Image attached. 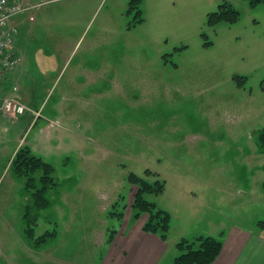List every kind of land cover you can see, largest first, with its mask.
Segmentation results:
<instances>
[{
    "label": "rangeland",
    "instance_id": "1",
    "mask_svg": "<svg viewBox=\"0 0 264 264\" xmlns=\"http://www.w3.org/2000/svg\"><path fill=\"white\" fill-rule=\"evenodd\" d=\"M130 2L31 0L13 19L23 61L0 83V264H100L111 231L136 221L131 173L165 184L147 199L171 215L177 243L224 246L235 228L264 237V5L142 0L137 23ZM225 2L240 20L210 27ZM7 97L40 116L6 114ZM20 140L55 170L36 232L57 235L40 250L10 163Z\"/></svg>",
    "mask_w": 264,
    "mask_h": 264
},
{
    "label": "trees",
    "instance_id": "2",
    "mask_svg": "<svg viewBox=\"0 0 264 264\" xmlns=\"http://www.w3.org/2000/svg\"><path fill=\"white\" fill-rule=\"evenodd\" d=\"M252 8L264 5V0H247ZM142 0H131L129 13L136 11L138 18L137 23H143L144 19L141 10ZM240 20V12L228 2L219 6L216 12L208 15V25L215 27L220 23L236 24ZM205 38L207 36L203 35ZM211 42H206L205 46L210 47ZM239 83H244V77H237ZM258 143L264 150V129L260 131ZM12 169L15 174L24 179L25 189L29 192L30 199L26 205L23 219L25 232L33 248H39L56 237V230L45 231L38 235L36 232L41 219V213L50 207V200L47 197L49 190L57 187L54 177V167L46 162L43 158L33 154L29 147L22 146L16 153L12 161ZM147 175H155L150 170H146ZM129 182L137 187L132 204V210L135 212L134 219L138 221L146 215L147 220L143 226L146 233L159 236L162 240L167 241L171 232V215L160 209L156 203L147 199L148 195H160L165 190V184L157 180L150 183L144 178L134 173L129 175ZM264 191V181H263ZM120 216L123 217L121 214ZM264 229V221L260 223ZM116 230H112L109 241H112ZM176 250L179 252L172 264H213L223 249V242L212 236H199L193 241L182 239L176 244Z\"/></svg>",
    "mask_w": 264,
    "mask_h": 264
},
{
    "label": "crops",
    "instance_id": "3",
    "mask_svg": "<svg viewBox=\"0 0 264 264\" xmlns=\"http://www.w3.org/2000/svg\"><path fill=\"white\" fill-rule=\"evenodd\" d=\"M18 1L20 2V0ZM13 19L11 20V25L17 28ZM22 146V140H20L10 162L11 167L17 151ZM129 220L130 216L121 229L116 231L112 241L107 239L103 242V245H106V252L100 264L173 263L177 256V251L175 250L177 242L171 240V237L164 241L157 235L146 233L143 230L147 220L145 216L135 221L133 226H131V223H127ZM8 242L10 241L4 238L3 244ZM40 248L33 249L40 250ZM170 253H172V256L167 259ZM213 264H264V237L247 233L241 229H233L232 233L225 237L222 253Z\"/></svg>",
    "mask_w": 264,
    "mask_h": 264
},
{
    "label": "built area",
    "instance_id": "4",
    "mask_svg": "<svg viewBox=\"0 0 264 264\" xmlns=\"http://www.w3.org/2000/svg\"><path fill=\"white\" fill-rule=\"evenodd\" d=\"M32 8L30 0L22 2L18 0H0V83L7 80L23 61V57L13 51L14 38L18 30L11 25V20ZM13 92H18V88L14 87ZM2 110L8 115L16 117L29 112L36 118L40 116V112H33L18 98H5Z\"/></svg>",
    "mask_w": 264,
    "mask_h": 264
}]
</instances>
